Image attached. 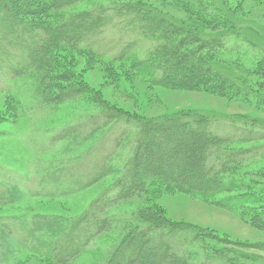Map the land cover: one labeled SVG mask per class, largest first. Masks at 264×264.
Segmentation results:
<instances>
[{
	"label": "rangeland",
	"instance_id": "1",
	"mask_svg": "<svg viewBox=\"0 0 264 264\" xmlns=\"http://www.w3.org/2000/svg\"><path fill=\"white\" fill-rule=\"evenodd\" d=\"M204 2L210 6L208 15L222 22H205L176 0H83L58 13L25 18L32 23L58 24L62 19L99 7L140 4L190 33L225 38L223 50L202 58L235 84L242 97L233 99L205 90L156 86L148 72L132 68L135 56L115 62L110 57H92L82 48L66 45H59L52 52L56 70L49 82H45V75L29 73L12 79L0 72L3 168L52 188L61 170L80 164L107 135L112 137V144L125 132L119 148L108 160L109 173L83 190L37 196L23 187L5 185L9 201L0 205V217H15L27 241L2 232L0 241L5 247L2 264H54L52 246L56 238L123 173L135 147L137 121L203 116L240 127L249 125L264 134V0ZM187 4L197 7L192 0ZM236 24L238 30L234 28ZM119 32L111 31L109 36L123 34L122 41L132 38ZM149 48L150 42H144L140 53ZM59 76H67L66 81H57ZM46 87L52 95L71 90L82 93L64 103H51L45 98ZM101 114H110L113 120L95 133L61 134ZM128 119L130 122L126 123ZM248 149H255L254 158L225 176L231 189L224 193L202 196L174 186L154 185L139 198L111 206L105 216L114 220L113 225L71 264H105L130 232L157 221L191 225L207 236L190 245L198 255L193 264L220 253H228L241 264H264V139L227 150ZM233 197H241L238 206L232 209L220 206L219 202ZM146 211L151 215L147 220L142 215Z\"/></svg>",
	"mask_w": 264,
	"mask_h": 264
},
{
	"label": "trees",
	"instance_id": "2",
	"mask_svg": "<svg viewBox=\"0 0 264 264\" xmlns=\"http://www.w3.org/2000/svg\"><path fill=\"white\" fill-rule=\"evenodd\" d=\"M81 1L0 0V72L12 79L29 73L45 75V82H49L56 70L52 52L57 46L66 45L82 48L92 57H110L115 62L135 56L132 68L148 72L151 83L156 86L205 90L233 99L242 97V91L235 84L205 64L202 58L205 54L223 50L225 38L190 33L140 4L99 7L62 19L58 24L32 23L25 19L58 13ZM189 1L176 0L205 22H222V19L208 15L210 6L204 0H192L197 7L188 6ZM237 25L234 28L238 30ZM111 31L130 34L132 38L122 41L123 34L112 37L109 36ZM144 42H150V48L140 53ZM111 43L115 45L111 46ZM66 79L67 76L56 78L57 81ZM49 89H45V98L51 103H64L82 93L71 90L52 95ZM96 117L61 134L70 136L80 132L91 135L113 120L110 114ZM129 122L128 119L126 123ZM137 123L139 131L135 147L123 173L56 238L52 246L54 264H71L78 259L101 233L113 225L114 220L105 216L108 208L139 198L154 185L174 186L202 196H215L230 190L231 185L225 181V176L253 159L255 149H227L264 139L263 132L249 125L240 127L233 122L203 116ZM123 134L125 132L112 144V137L107 135L95 152L78 162L80 164L61 170L58 182L52 183V188L0 166V205L9 201L5 185L23 187L37 196L74 193L91 186L109 173L108 160L119 148ZM240 198L233 197L219 203L225 209H232L239 205ZM143 214L146 220L151 216L149 211ZM2 232L13 239L27 241L15 217H0V239ZM202 238L207 236L191 225L150 222L130 232L105 264H193L198 255L190 245ZM4 250L0 241V264ZM198 264L241 263L228 253H220L205 257Z\"/></svg>",
	"mask_w": 264,
	"mask_h": 264
}]
</instances>
